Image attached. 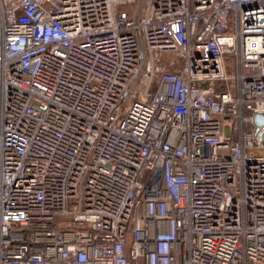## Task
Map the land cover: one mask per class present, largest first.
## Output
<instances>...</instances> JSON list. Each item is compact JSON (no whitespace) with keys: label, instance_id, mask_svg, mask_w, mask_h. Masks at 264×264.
I'll return each mask as SVG.
<instances>
[{"label":"built area","instance_id":"obj_1","mask_svg":"<svg viewBox=\"0 0 264 264\" xmlns=\"http://www.w3.org/2000/svg\"><path fill=\"white\" fill-rule=\"evenodd\" d=\"M256 114L264 0H0V264H264Z\"/></svg>","mask_w":264,"mask_h":264},{"label":"water","instance_id":"obj_2","mask_svg":"<svg viewBox=\"0 0 264 264\" xmlns=\"http://www.w3.org/2000/svg\"><path fill=\"white\" fill-rule=\"evenodd\" d=\"M255 122L260 130V128L264 126V114H256ZM260 139L263 140L262 134L260 135Z\"/></svg>","mask_w":264,"mask_h":264},{"label":"rangeland","instance_id":"obj_3","mask_svg":"<svg viewBox=\"0 0 264 264\" xmlns=\"http://www.w3.org/2000/svg\"><path fill=\"white\" fill-rule=\"evenodd\" d=\"M121 11L128 12L129 14L134 13V7L132 5H127V6H121L119 7Z\"/></svg>","mask_w":264,"mask_h":264}]
</instances>
